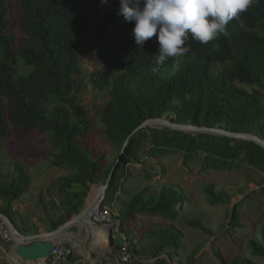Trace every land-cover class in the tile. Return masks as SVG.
Instances as JSON below:
<instances>
[{"label": "trees", "instance_id": "16d2710c", "mask_svg": "<svg viewBox=\"0 0 264 264\" xmlns=\"http://www.w3.org/2000/svg\"><path fill=\"white\" fill-rule=\"evenodd\" d=\"M16 2L12 15L8 0H0V213L17 224L14 207L33 190L29 167L6 153L9 128L45 134L54 151L50 165L67 171L54 183L56 196L45 206L50 229L77 214L92 185H105L113 174L101 207L108 199L118 212L114 219L134 260L192 264L202 245L189 251L174 224L213 236L205 215L193 210L187 217L184 209L191 201L180 186L156 180L147 170L138 179L131 164L174 151L182 155L185 166L201 155L205 168H250L264 175V149L251 140L167 127L134 132L148 119L167 116L174 123L254 133L264 139V0H255L242 13L243 27L230 21L229 34L207 44L189 36L190 51L162 66L153 58L155 37L143 48L135 44L134 25L118 15L119 0ZM82 59L108 66L88 74L81 69ZM89 91L104 96L99 121L103 138L114 150L109 160L93 146L94 121L82 102ZM152 167L163 172L162 165ZM246 180L263 185L251 175ZM202 192L210 205L228 204L233 197L212 182L204 184ZM244 192L241 188L236 193ZM56 208L61 209L57 217ZM136 216H161L166 222L130 227L129 237L125 224H132ZM239 219L236 212L231 226ZM245 243L253 256L264 258V221ZM216 256L221 258L218 252ZM78 260L72 253L69 264ZM230 264L258 263L244 255L232 257Z\"/></svg>", "mask_w": 264, "mask_h": 264}, {"label": "rangeland", "instance_id": "374dc122", "mask_svg": "<svg viewBox=\"0 0 264 264\" xmlns=\"http://www.w3.org/2000/svg\"><path fill=\"white\" fill-rule=\"evenodd\" d=\"M8 3L10 13L15 15L16 0H8ZM80 66L83 72L89 74L97 69H106L108 64L99 60L82 59ZM82 102L88 106L90 116L94 121L92 128L93 146L99 153L103 154V160H109L113 156L114 150L103 138L102 125L99 121L104 96L102 93L97 94V92L89 91L82 95ZM53 152L45 134L23 133L12 127L9 128L6 153L12 156V161L15 158L26 164L33 176L32 194L27 193L14 207L15 216L18 219L16 225L21 232H29L33 228L38 231L39 228L49 227L45 221V206L50 198L56 196L54 183L67 172L63 168L50 165ZM201 157L198 155L190 165L185 166L180 153L168 151L165 154L147 158L141 163H132L131 167L138 179L142 177L144 170H147L156 180L168 181L180 186L189 195L191 201L184 209L187 217L193 210H198L205 215L203 221L207 222V226L214 233L213 236L198 228L174 222V225L183 233L189 251L194 249L196 245H202L200 255L195 257L192 264H230L232 257L244 255L258 264H264V258L253 256L245 243L247 237L254 233L264 221V191L261 190L264 186V175L250 168L230 172L205 168L201 163ZM9 161L8 157L5 163ZM155 164L162 165L164 167L163 172L158 173L157 170L153 169L152 166ZM246 175L263 181V185L260 186L255 182L247 181ZM209 182L215 183L220 189L231 192L233 194L231 201L228 204L210 205L202 192L203 185ZM91 188L93 189V186ZM241 188H245V192L243 194L236 193ZM105 205L112 207V203L108 199H105ZM113 211L118 214L115 209ZM236 212L240 217L239 222L231 226L232 217ZM53 213L57 217L61 213V209L56 208ZM34 217L38 218L35 223L30 221ZM38 222L40 226H38ZM165 222L166 220L161 216H136L131 222L132 224H129V220L126 222L125 229L127 236L130 237L131 229L153 227ZM246 224L248 225L244 227L243 225ZM88 234V229L83 228L80 235L81 242H77L75 248L76 257L83 258L85 255L89 259L87 264H121L120 255L123 248L121 251L114 248L106 249V247L102 251L89 250L90 237ZM12 243L13 241L7 242L0 239V264H22L21 260L14 254L7 255ZM115 244L122 247L128 246L123 233L120 231H115L112 235V245ZM216 252L220 254L221 258L216 256ZM127 264L138 263L131 256V260ZM173 264L183 263L178 260Z\"/></svg>", "mask_w": 264, "mask_h": 264}, {"label": "clouds", "instance_id": "9594fccd", "mask_svg": "<svg viewBox=\"0 0 264 264\" xmlns=\"http://www.w3.org/2000/svg\"><path fill=\"white\" fill-rule=\"evenodd\" d=\"M107 0H102L106 3ZM255 0H119L125 22L134 25L132 35L139 48L155 37L157 51L154 62L162 66L169 58L184 56L190 51L187 41L207 44L227 36V26L236 20L241 27L242 13Z\"/></svg>", "mask_w": 264, "mask_h": 264}, {"label": "water", "instance_id": "95a60500", "mask_svg": "<svg viewBox=\"0 0 264 264\" xmlns=\"http://www.w3.org/2000/svg\"><path fill=\"white\" fill-rule=\"evenodd\" d=\"M146 127H167L186 133H210L215 135H227L229 137L254 141L264 149V139L258 135H255L254 133H233L219 128H207L192 124L174 123L170 118H167V116L146 120L135 130L134 133ZM127 144L128 141L124 146L123 152L125 151ZM112 177L113 174L105 185L101 183L94 184L93 189L90 190L86 199V203L81 208V210L77 214L72 215L65 223L59 225L55 229L43 227V229L39 228L38 231H35L33 228L29 232H21L15 223H13L7 216L0 213V217L8 224L13 241L7 255L14 254L21 261H45L50 257L53 246L57 242L69 244V246L74 251L77 247V242H79L78 235L81 233L82 229H89L86 218L89 221L91 214L98 210ZM93 190L95 193L94 198L92 201L88 202ZM94 226L97 229L107 228L108 249L111 250L113 248V227L108 224ZM80 261L88 263L89 259L85 256L80 259Z\"/></svg>", "mask_w": 264, "mask_h": 264}, {"label": "built area", "instance_id": "2783aa9c", "mask_svg": "<svg viewBox=\"0 0 264 264\" xmlns=\"http://www.w3.org/2000/svg\"><path fill=\"white\" fill-rule=\"evenodd\" d=\"M104 199V198H103ZM102 203V202H101ZM116 213L109 206L101 207L96 212L92 213L89 217V221L93 225H111L114 232L119 231V222L114 219ZM0 239L10 242L12 241L11 233L8 227L7 222L0 218ZM128 246L123 247V251L120 255L121 263H128L131 260L130 252L127 250ZM73 253V249L70 246H67L65 243L57 242L54 244L51 251L50 257L45 261H21L22 264H69L70 255ZM82 262V263H81ZM75 264H87L83 261L78 260Z\"/></svg>", "mask_w": 264, "mask_h": 264}, {"label": "bare ground", "instance_id": "6f19581e", "mask_svg": "<svg viewBox=\"0 0 264 264\" xmlns=\"http://www.w3.org/2000/svg\"><path fill=\"white\" fill-rule=\"evenodd\" d=\"M94 195H95V193H94V190H93L92 193H91V195H90V197H89V201L88 202L92 201V199L94 198ZM86 222L89 225V229H94L95 228V226L90 221H88L87 218H86ZM102 230L104 232V238H105V239H103L104 243H101L98 240L91 241L88 244L89 250H99V251H102V250L105 249V247H106V249H108V243H107V228H102ZM88 233H89L88 235L90 237L92 235V232L89 230Z\"/></svg>", "mask_w": 264, "mask_h": 264}, {"label": "crops", "instance_id": "0c3cea01", "mask_svg": "<svg viewBox=\"0 0 264 264\" xmlns=\"http://www.w3.org/2000/svg\"><path fill=\"white\" fill-rule=\"evenodd\" d=\"M93 186V185H92ZM112 208V207H111ZM112 210H114V209H112ZM36 219H38V218H31V220L30 221H34V223L37 221ZM40 220V219H39ZM38 226H40V223L38 222ZM50 228V227H49ZM40 229H43V228H40ZM91 232H92V235L90 236V240H89V242H91V241H95V240H98V241H100L101 243H104V241H103V239H105L104 238V232H103V230L102 229H97V228H94V229H89ZM88 230V231H89ZM81 235V233L78 235V241L80 240V236ZM79 242H81V240L79 241ZM89 244V243H88ZM116 245V244H115ZM75 252H76V250H74L73 251V253L75 254ZM85 256V255H84ZM83 256V257H84ZM80 259H82V257L81 258H79V260ZM121 264H124V263H121ZM127 264V263H126Z\"/></svg>", "mask_w": 264, "mask_h": 264}]
</instances>
